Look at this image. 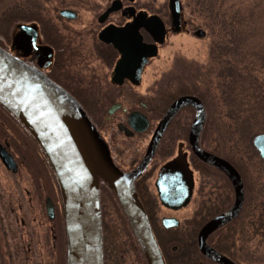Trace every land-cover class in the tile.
Masks as SVG:
<instances>
[{
	"label": "flooded vegetation",
	"instance_id": "af4514ba",
	"mask_svg": "<svg viewBox=\"0 0 264 264\" xmlns=\"http://www.w3.org/2000/svg\"><path fill=\"white\" fill-rule=\"evenodd\" d=\"M179 6V24L175 27L169 0H0V48L44 74L82 107L84 104V110L111 161L122 173L132 172L142 163L161 118L171 104L183 96L198 98L205 108V123L198 141L201 149L231 165L230 153L217 152L221 149L216 133L218 124L213 121L210 109L213 105L219 110L220 102L215 105L219 96L214 95L213 85L212 92H205L203 65L177 58L171 69L160 74L151 87L141 86L170 37L184 35L203 40L195 35L198 29H202L201 18L195 20L201 24L200 27L193 25V14L185 11L181 0ZM156 18L164 28L160 42L153 35ZM150 46H156L155 56L143 54L146 50L149 53ZM140 60L144 62L140 64ZM207 87L211 88V83ZM112 107L117 109L110 113ZM134 112L148 119L146 130L139 132L130 124L128 118ZM194 114L195 109L190 106L177 111L144 172L134 181V189L145 212L156 204L154 199L168 212L158 217L155 211L150 216L158 222L169 241L176 238L177 231L191 219L181 222L176 214L182 210L194 205L195 210L218 211L217 216L229 210L234 203V191L228 176L219 168L198 159L190 149L189 130ZM143 140L144 143L134 147V151L129 148L133 142ZM206 141H211L209 147L205 146ZM0 147L12 159L7 166L0 157V264H68L58 188L27 131L2 106ZM177 157L186 162L191 172L193 191L186 206L170 210L161 206L156 182L162 168ZM237 157L250 161L242 155ZM256 157L264 167V161L258 155ZM260 173L259 180L256 176L253 178L259 185L243 180V207L249 210L246 219L249 240L254 237L264 239V170ZM44 176H47L46 180ZM111 191L105 183H100L103 264H118L125 257V253H113L114 247L107 238L109 227L105 225L103 194L108 196V202L116 210L118 204ZM47 197L54 204L53 218H49L46 211ZM147 217L149 219L148 214ZM162 218H175L179 226L164 229ZM230 224L211 234L207 244L212 248L222 245L224 237L230 234ZM176 244L168 248L170 253H163L166 264L186 263L188 253H178L179 244ZM132 251L138 263L143 264L138 252ZM218 252L234 264H241L231 258V251ZM252 254L246 248L245 264H264V259ZM201 256L200 264L203 261L217 264Z\"/></svg>",
	"mask_w": 264,
	"mask_h": 264
},
{
	"label": "water",
	"instance_id": "95a60500",
	"mask_svg": "<svg viewBox=\"0 0 264 264\" xmlns=\"http://www.w3.org/2000/svg\"><path fill=\"white\" fill-rule=\"evenodd\" d=\"M169 2L174 26L178 27L179 2ZM155 24L153 35L160 42L164 28L158 18ZM195 35L204 38L205 32L198 29ZM143 54L155 56L156 46H150L149 53L146 50ZM143 62L140 60V64ZM0 104L19 120L37 142L56 176L66 222L68 264H103L100 181L109 185L117 196L147 263L166 264L135 192L134 181L144 172L164 130L177 111L186 106L193 107L195 115L189 132V146L198 159L219 168L228 176L235 195L234 204L229 210L212 218L200 229L198 249L217 264H234L210 247L207 238L236 219L241 212L243 182L232 165L200 148L198 139L205 120V110L199 99L183 96L171 104L149 142L142 163L126 174L112 163L98 132L77 101L35 68L1 48ZM117 107H112L110 113ZM128 121L139 132L146 130L149 125L148 119L137 112L131 113ZM253 146L264 160V133L254 137ZM0 157L9 166L11 156L1 147ZM156 189L164 207L179 210L186 206L193 191V178L186 162L177 157L167 163L159 174ZM46 207L49 217L53 218L54 206L50 199L46 200ZM161 222L165 229L179 226L175 218H162Z\"/></svg>",
	"mask_w": 264,
	"mask_h": 264
},
{
	"label": "trees",
	"instance_id": "16d2710c",
	"mask_svg": "<svg viewBox=\"0 0 264 264\" xmlns=\"http://www.w3.org/2000/svg\"><path fill=\"white\" fill-rule=\"evenodd\" d=\"M192 1L194 0H191L188 4V8L195 18H201L203 21V27L206 29L207 34L211 39L209 60L203 71L205 92L206 90L210 91L211 88L207 87V84L211 83V85H213V82L215 81L214 79L218 82L223 81V84L229 86L228 89L231 91V99L229 101L231 102L230 104H226L230 107L228 111L226 110V114L227 116L231 115L230 120H232L231 163L237 168L246 183L248 179L247 172L249 171V161L237 156L247 151L253 152L254 154H257V152L252 144L242 148L240 143L243 141V137L239 134L246 133L248 136L250 134L249 142L252 143V139L255 135L264 132V94L262 91L264 88V50L263 47L251 43V38L253 37L251 32H257V30L255 31L256 26H260L261 24V17L259 15H261L263 4L258 1V3H254L255 5L247 8V11H249L247 15L241 13L239 5L231 6V19L226 21L218 16V10L215 9V3L212 2V0H195L194 4H191ZM260 4L261 7L259 6ZM198 6L201 7L199 8ZM257 20L258 22H256ZM226 36L230 37L229 41L226 40ZM225 47L231 53V66H228V61L223 58L224 54L222 52ZM243 59L250 62L246 64ZM227 67L230 68L229 71H225ZM228 78H230V80H228ZM222 92H225V89ZM217 99L223 100L224 103H227L228 101V98L225 99V95H220ZM82 105L83 109H85L84 104ZM244 108L246 110H243ZM257 123L261 126L259 128L257 127L255 130L252 126ZM30 141L36 147L31 139ZM40 154L42 153L40 152ZM43 159L44 164L47 165L44 157ZM154 200L156 201V204L154 203L152 208L147 209L146 212L149 216L153 233L162 253H170L168 252V248L171 242L174 241L179 244L178 253H188L185 264H200L199 259H201L202 256L199 254L196 244L197 233L202 225L215 216L218 211L203 208L197 209L191 219L187 220L185 225L177 231L178 234L176 235V238L169 241L167 235L162 233L163 230L158 222H155V219L150 216V213L153 212L154 215V212H157L158 209V202L156 199ZM247 210V207L244 206L240 216L228 225L230 228V234L224 237V243L222 242V245L219 247L214 245V248L218 251H231V258L238 262H240L241 259H244V253H246V219L248 218L249 213H246ZM117 211L119 215H121L123 220L122 223L126 226L127 232L131 237L132 249L136 250L140 255L141 250L137 240L126 219L125 213L119 204H117ZM253 227L256 228L257 225L254 224ZM143 259V264H146V261ZM205 262L206 261H203L202 264H212L211 262ZM168 264L170 263L168 262ZM174 264L180 263L178 262Z\"/></svg>",
	"mask_w": 264,
	"mask_h": 264
},
{
	"label": "rangeland",
	"instance_id": "374dc122",
	"mask_svg": "<svg viewBox=\"0 0 264 264\" xmlns=\"http://www.w3.org/2000/svg\"><path fill=\"white\" fill-rule=\"evenodd\" d=\"M257 1L263 4L261 8V15H259L261 17L260 19L261 24L260 26H256L255 31L257 30V32H251V34H253V37L251 38L252 39L251 43L254 45L263 47V50H264V0H212V2L215 3L214 4L215 9L218 10V16L220 18L222 17L226 21H229L231 19V6L239 5L241 8V13L244 15H247L249 13V11H247L248 10L247 8H250L253 5H255ZM181 2L183 3L185 11L190 13L191 11L188 8V4L191 2V0H181ZM194 2L195 0L192 1L191 4H194ZM259 6L261 7V4ZM198 7L200 8L201 6H198ZM259 11H255V12H259ZM188 17L190 16L188 15ZM195 20L196 18H194V20L192 19V24L198 25L200 27L201 24L199 23L197 24L196 23L197 21ZM258 20L256 22H258ZM201 28L206 31V29L202 25H201ZM210 40L211 39L208 36V34H207V37H205V39L203 40H198L195 37H192V36L188 37L184 35H176V36L170 37L167 45H165L161 51L160 58L156 60L149 68L148 77L146 76V80L144 81V83L141 84V86L144 85V88L151 87L154 84L155 79H159L160 74L171 69V67L173 66L177 58L190 60L191 62H196L197 64L203 65V67H206L208 63L207 59H208V53H209ZM226 40L229 41L230 37L226 36ZM222 53L224 54L223 58H225V60L228 61V66H231L230 51L227 50L225 47ZM243 60H245L246 64L250 62V61H247L246 59H243ZM229 70H230L229 67L225 69V71H229ZM214 80H215L213 82V92L215 91L214 95L215 96L225 95V99L228 98L227 103H224L223 100L217 99V101L215 102V105L217 106V103L220 102L219 110L213 108L214 107L213 105H211L212 108L210 109V115L212 116L213 121L218 124V130L216 133H218V143H219L220 148L222 149V150L218 149V151L217 150L216 151L220 153H226V154L230 153L231 154V151L229 150L231 149V123L232 122L230 123V121L232 120H230L231 115L227 116L226 114V110L228 111L230 108L226 104H230L231 102L229 101L231 99V91L228 89L229 87L228 85L223 84V81H221L222 82L221 83L220 81L219 82L216 81V79ZM228 80H230V78H228ZM211 82H212V76H211ZM224 89H225V92H222ZM262 91L264 94V88L262 89ZM210 92H212V85H211ZM243 110H246V109L244 108ZM208 116L209 114H207V117ZM260 126L261 125L257 123V124H254V126L252 127H254L256 130V128L257 127L259 128ZM239 135L243 137V141L240 143L242 148L244 146L247 147L248 145L252 144L249 142L250 134L249 136L246 133L239 134ZM143 143H144V140L142 142H136V143L133 142V145L131 146L130 144H126V145L128 147L130 146L129 148L133 149L134 151L135 150L134 147H140L141 144ZM204 143L206 147H209L210 145L208 144H210L211 141H209V143L208 141ZM240 155L245 156L248 160H250L248 162V165L250 166L249 171L247 172L248 180H251V183L257 182L256 184L259 185L258 181L253 178L254 176H256L259 180L262 175L260 172L261 171L263 172L264 167H262L260 163L256 160L257 154L247 151ZM44 179L46 180L47 176H44ZM103 197H104V202H106L105 207H104V213H105L107 224L105 225L109 227L107 230L108 241L114 247L113 253H125V257L122 260H120L121 262L117 260L118 261L117 263L118 264H141L140 262L138 263V259L136 255L133 254V251L131 249L132 248L131 237L129 236V233L126 230L125 225L122 224L118 211L115 208H113V205L111 203L108 202L109 199H107L108 196L106 194H103ZM194 208L195 206L191 205L189 208L177 213L176 217L179 218L181 222H183L185 219L191 216ZM247 212H249V210H247L246 213ZM169 213L171 215L174 214L171 212ZM167 214L168 212L165 209L159 208L157 210L158 217H161ZM173 245L177 246L176 243H171L170 247H172ZM245 247L249 249V253H253L252 254L253 257H256L258 259H264V239H261L260 237H254L251 240L247 239L245 243ZM240 262L241 264H245L243 259H241Z\"/></svg>",
	"mask_w": 264,
	"mask_h": 264
},
{
	"label": "bare ground",
	"instance_id": "6f19581e",
	"mask_svg": "<svg viewBox=\"0 0 264 264\" xmlns=\"http://www.w3.org/2000/svg\"><path fill=\"white\" fill-rule=\"evenodd\" d=\"M141 258H144L145 259V256L144 255H142V257Z\"/></svg>",
	"mask_w": 264,
	"mask_h": 264
}]
</instances>
